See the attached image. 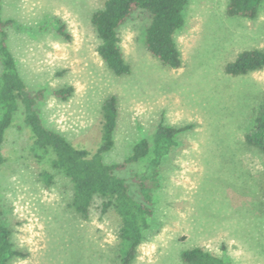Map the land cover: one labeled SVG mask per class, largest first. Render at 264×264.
<instances>
[{
  "label": "rangeland",
  "instance_id": "obj_1",
  "mask_svg": "<svg viewBox=\"0 0 264 264\" xmlns=\"http://www.w3.org/2000/svg\"><path fill=\"white\" fill-rule=\"evenodd\" d=\"M105 0H2L7 44L44 125L76 148L95 153L102 143L103 104L114 96L118 120L106 164L123 162L143 138L152 144L159 124L191 125L160 166L154 215L131 264H183L195 247L229 264H264V154L246 141L264 100V69L225 71L244 50L264 51V3L255 19L231 17L229 0H189L175 41L181 66L170 68L147 49L148 14L138 11L119 29L129 74L117 76L97 53L92 15ZM60 20L70 39L60 36ZM25 28V29H24ZM0 65V73H1ZM72 87L67 100L54 95ZM33 138L20 105L3 144L0 200L14 248L11 264H122L120 218L102 212L95 197L88 217L72 207V183L32 153ZM150 155L120 175L133 187ZM43 173L52 176L47 185Z\"/></svg>",
  "mask_w": 264,
  "mask_h": 264
},
{
  "label": "trees",
  "instance_id": "obj_2",
  "mask_svg": "<svg viewBox=\"0 0 264 264\" xmlns=\"http://www.w3.org/2000/svg\"><path fill=\"white\" fill-rule=\"evenodd\" d=\"M189 0H105L103 7L92 15V24L100 39L97 53L109 70L122 76L130 73L131 67L125 61L119 46V29L142 11L148 14L150 23L146 28L145 43L148 51L161 63L170 68L181 66V55L175 41L176 32L184 24V11ZM264 0H229L226 13L231 17L255 19ZM56 32L70 39L66 27L60 20H53ZM22 30L23 25L14 19L2 17L0 0V165L5 162L3 144L14 114L22 105L24 122L30 128L33 138L32 153L38 161L51 159L53 169L62 172L72 183L71 207L81 216L88 217L94 198L102 200V212L114 210L120 218L118 249L122 264H131L137 255L144 232L150 227L154 215V192L160 186V166L163 159L177 145L176 137L192 126L173 127L159 124L149 139L138 141L132 153L121 163L106 164L103 155L114 147V133L118 120L116 97L108 98L102 107V143L91 154L85 149L76 148L63 135L47 128L37 109L38 102L45 96L44 90L31 92L25 84L15 57L7 44L6 28ZM25 29V28H24ZM264 69V51L244 50L225 67L226 73L233 76L247 75ZM72 87L56 90L54 95L67 100L73 93ZM248 144L264 154V100L257 112L253 128L246 135ZM150 155L142 173H134L132 181L136 187L120 173L130 165L140 162ZM47 185L52 176L43 173ZM264 194V180L261 182ZM26 254L14 248L12 232L3 221V207L0 200V264H11L17 257ZM183 264H229L214 254L195 247L181 253Z\"/></svg>",
  "mask_w": 264,
  "mask_h": 264
}]
</instances>
